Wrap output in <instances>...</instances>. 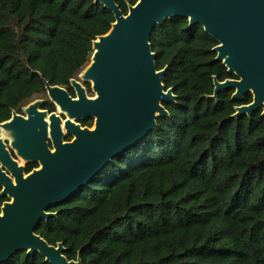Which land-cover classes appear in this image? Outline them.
<instances>
[{"label": "trees", "instance_id": "trees-1", "mask_svg": "<svg viewBox=\"0 0 264 264\" xmlns=\"http://www.w3.org/2000/svg\"><path fill=\"white\" fill-rule=\"evenodd\" d=\"M123 14L137 0H114ZM94 0H0V124L45 94L65 89L89 65L92 43L114 24ZM157 71L173 102L141 142L114 158L36 234L63 244L80 264H264V118H233L251 95L213 98L215 78L233 80L215 60L217 42L185 18L150 37ZM88 96L90 85L84 84ZM40 109L55 112L43 100ZM93 126L91 119L79 121ZM27 164L25 172L36 169ZM8 198L1 195L0 208ZM3 264H48L21 251Z\"/></svg>", "mask_w": 264, "mask_h": 264}, {"label": "water", "instance_id": "water-1", "mask_svg": "<svg viewBox=\"0 0 264 264\" xmlns=\"http://www.w3.org/2000/svg\"><path fill=\"white\" fill-rule=\"evenodd\" d=\"M94 3L110 10L115 22L92 43L90 63L79 81L70 80L74 98L44 81L57 112L41 111L43 101L37 100L24 108V116L13 113L0 124L9 141L7 148L0 137V189L8 198L0 208V264L21 251L38 253L48 264H80L64 257L62 243L48 245L36 231L42 221L56 217L48 212L51 206L71 198L167 115L163 104L175 97L164 88L165 70H156L150 46L154 28L165 20L185 18L217 42L215 60L235 79L214 78L213 98L227 89L234 91L235 101L252 97L233 118L259 109L264 118V0H137L126 14L114 0ZM85 119L93 120V129L77 123ZM65 136L72 140L64 142ZM10 151L40 168L25 175Z\"/></svg>", "mask_w": 264, "mask_h": 264}, {"label": "flooded vegetation", "instance_id": "flooded-vegetation-1", "mask_svg": "<svg viewBox=\"0 0 264 264\" xmlns=\"http://www.w3.org/2000/svg\"><path fill=\"white\" fill-rule=\"evenodd\" d=\"M79 81V80H78ZM83 86H84V84H83ZM73 91V90H72ZM70 95V94H69ZM71 96V95H70ZM72 98H74V93H73V96H71ZM37 101V100H36ZM40 101H43V100H40ZM43 103V102H42ZM41 111H46V110H42L41 109ZM55 112H57V110H56V107H55ZM49 113V112H48ZM54 113V112H53ZM16 114H18V113H16ZM18 115H22V116H24L23 115V112H21L20 114H18ZM63 118V117H62ZM11 119V118H10ZM93 121V120H92ZM79 125H80V123H79V121L77 122ZM80 127H81V125H80ZM93 127V126H92ZM92 127H90V128H88V129H91ZM81 128H87V127H81ZM93 129V128H92ZM0 137L5 141V144H6V146H7V148L9 147V141L8 140H6V139H4V137H3V135H2V132H1V130H0ZM72 140V138L71 137H68V136H65V138H64V142H69V141H71ZM51 151H53L52 149H51ZM10 153H11V156H12V158L14 159V160H17L18 161V164H19V166H24V168L26 169V166H27V164H23V165H21L20 164V162H22L21 160H19V159H17L15 156H14V154H13V152H11L10 151ZM22 163H24V162H22ZM37 165V164H36ZM40 167H38V165H37V168H36V170H38ZM35 170V169H34ZM31 173V172H30ZM29 174V173H28ZM25 175H27L26 174V172H25Z\"/></svg>", "mask_w": 264, "mask_h": 264}, {"label": "rangeland", "instance_id": "rangeland-1", "mask_svg": "<svg viewBox=\"0 0 264 264\" xmlns=\"http://www.w3.org/2000/svg\"><path fill=\"white\" fill-rule=\"evenodd\" d=\"M87 96H88V95H87ZM92 96H93V94H92ZM92 96H88V97H92ZM46 99H48V98H47L46 93H45V94H43V95H41V96L36 97V98L34 99V101H36V100H46ZM34 101H33V102H34ZM24 108H26V106H25ZM24 108H22V112H23ZM92 128H93V127H92ZM92 128H91V129H92ZM20 164L23 165L24 163L20 162Z\"/></svg>", "mask_w": 264, "mask_h": 264}]
</instances>
